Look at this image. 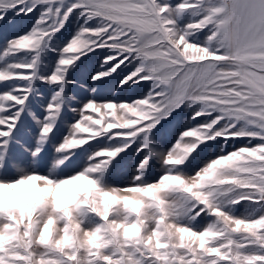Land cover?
Returning <instances> with one entry per match:
<instances>
[{
	"label": "snow or ice",
	"instance_id": "6c2138e0",
	"mask_svg": "<svg viewBox=\"0 0 264 264\" xmlns=\"http://www.w3.org/2000/svg\"><path fill=\"white\" fill-rule=\"evenodd\" d=\"M0 31V264H264V0H0Z\"/></svg>",
	"mask_w": 264,
	"mask_h": 264
},
{
	"label": "rangeland",
	"instance_id": "374dc122",
	"mask_svg": "<svg viewBox=\"0 0 264 264\" xmlns=\"http://www.w3.org/2000/svg\"><path fill=\"white\" fill-rule=\"evenodd\" d=\"M10 32L12 31L11 29L9 30ZM4 35L5 33H3L2 31H0V46L3 45L4 43ZM102 58V54L100 52L97 53L96 57H93L89 62H88V67L89 68H95L98 67V59ZM130 70L129 68H126L125 71ZM78 78L81 80V82L84 81L85 77L81 74H78ZM150 85L147 83H142L139 87H135V88H126L123 90H118L115 87H101V91L98 94V99H107L109 97H114L117 100H123V99H135L139 96L145 95L147 93L148 87ZM77 94L82 98L85 99L87 98L90 93L87 89L85 88H78L77 89ZM66 119H71V116L69 115L68 117H66ZM184 125V120L183 118H181L179 120L178 123L174 124V131L171 133L172 136H175L176 133L180 130V128H182ZM64 127L63 125L61 126V133L64 131ZM256 141H253V143H255ZM246 141L245 140H236V141H232L229 142V149H231L232 145L234 144L235 146H240L242 144H245ZM208 158V154H206L205 156L201 157V160L207 159ZM193 170V168H189L188 171L189 173H191V171ZM160 174V169L158 166L154 167L152 169V171L149 173V179H156L158 178V175ZM129 177L127 174L121 172L119 174H116L113 176L112 178V182L115 184H126L128 181ZM203 223V222H202Z\"/></svg>",
	"mask_w": 264,
	"mask_h": 264
}]
</instances>
